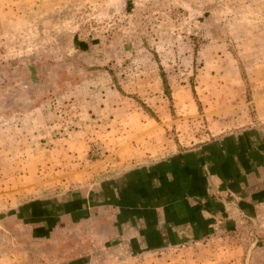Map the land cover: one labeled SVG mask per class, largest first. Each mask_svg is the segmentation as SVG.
<instances>
[{
  "label": "rangeland",
  "instance_id": "1",
  "mask_svg": "<svg viewBox=\"0 0 264 264\" xmlns=\"http://www.w3.org/2000/svg\"><path fill=\"white\" fill-rule=\"evenodd\" d=\"M252 128L264 0H0V264H264V194L215 241L100 257L134 206L102 188Z\"/></svg>",
  "mask_w": 264,
  "mask_h": 264
},
{
  "label": "crops",
  "instance_id": "2",
  "mask_svg": "<svg viewBox=\"0 0 264 264\" xmlns=\"http://www.w3.org/2000/svg\"><path fill=\"white\" fill-rule=\"evenodd\" d=\"M261 135L255 128L229 133L199 149L181 151L158 168L131 171L114 186L102 188L104 195L134 204L112 210L118 220L110 221L113 235L99 254L102 261L208 236L215 241L218 231L230 223L228 218L254 216L264 194ZM119 223L129 228L118 232Z\"/></svg>",
  "mask_w": 264,
  "mask_h": 264
},
{
  "label": "trees",
  "instance_id": "3",
  "mask_svg": "<svg viewBox=\"0 0 264 264\" xmlns=\"http://www.w3.org/2000/svg\"><path fill=\"white\" fill-rule=\"evenodd\" d=\"M165 83L167 84V79H164Z\"/></svg>",
  "mask_w": 264,
  "mask_h": 264
}]
</instances>
